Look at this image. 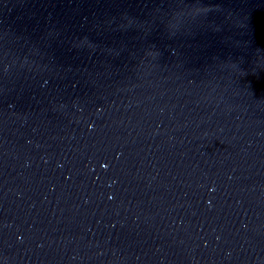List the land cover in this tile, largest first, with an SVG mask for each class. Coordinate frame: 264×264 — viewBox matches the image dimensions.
Masks as SVG:
<instances>
[{
  "label": "water",
  "instance_id": "water-1",
  "mask_svg": "<svg viewBox=\"0 0 264 264\" xmlns=\"http://www.w3.org/2000/svg\"><path fill=\"white\" fill-rule=\"evenodd\" d=\"M0 264H264V0H0Z\"/></svg>",
  "mask_w": 264,
  "mask_h": 264
}]
</instances>
